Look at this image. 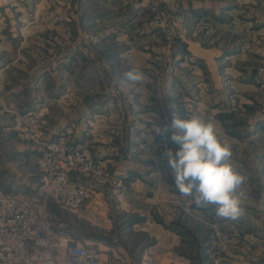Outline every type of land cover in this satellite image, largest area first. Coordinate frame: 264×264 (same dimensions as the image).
Returning a JSON list of instances; mask_svg holds the SVG:
<instances>
[{"label":"rangeland","instance_id":"1","mask_svg":"<svg viewBox=\"0 0 264 264\" xmlns=\"http://www.w3.org/2000/svg\"><path fill=\"white\" fill-rule=\"evenodd\" d=\"M167 1L181 18L180 34L174 40L161 32L148 1L143 11L127 15L134 16L131 25L111 37H99L101 29L111 31L118 20L105 17L98 25L89 23L101 18L100 9H110L103 0H0V186L27 193L38 204L44 194L36 161L39 144L19 136L10 114L14 110L9 106L5 110L3 102H43L42 107L48 108L47 130L52 121L62 122L82 96L95 106L87 118L90 128L83 131L92 140L112 130L117 117H130L135 131V117L143 120L152 133L158 124L168 128L173 113L181 119L198 115L214 122L218 136L231 146V162L238 172L242 163L250 161L262 167L259 177L248 180L259 195L253 201L241 200L243 215L237 221L217 217L215 223L229 240L221 241L214 232V261L231 242L250 246L264 263V244L256 241L264 243V0ZM125 31L126 36L117 38ZM132 69L144 73L143 82L123 79V73ZM210 114L213 120L208 119ZM163 132L160 143L137 139V150L144 152L138 153L146 155L145 162L170 169L162 158L166 150L175 152L179 146L170 130ZM58 135L51 139L67 144V134ZM96 143L91 141L92 146ZM103 166L102 180L110 178ZM176 205L179 212L195 214L189 200ZM48 207L61 229H78L72 221L74 211L52 201ZM209 209L215 213L214 207ZM222 224L234 227L231 235ZM252 226H258L257 231Z\"/></svg>","mask_w":264,"mask_h":264},{"label":"crops","instance_id":"2","mask_svg":"<svg viewBox=\"0 0 264 264\" xmlns=\"http://www.w3.org/2000/svg\"><path fill=\"white\" fill-rule=\"evenodd\" d=\"M145 2L147 0H103V3H108L110 9H100L99 11L103 13L101 18L97 17L89 23L98 25L105 17L117 18L118 20L112 24L111 31L101 29L98 34L99 37H111L112 32L122 30L124 26L133 23L134 16L127 15L136 14L138 9L143 11ZM103 3L98 2L100 5ZM127 33L125 31L117 38L126 36ZM79 53L78 51L76 56ZM199 57L207 63L204 55ZM78 99L70 109L69 115L62 117V122H51L46 130V138H55L62 132L70 138L67 142L69 146L88 143L110 172V178L103 180L82 175L74 177L79 183L91 186L95 193L91 200L73 212L72 221L78 223V229L76 231L74 228L65 229L84 242L97 244L101 250L102 264H264L256 257L252 248H247L250 246L231 242L226 251L217 254L220 258L219 263L214 261L216 236L212 224L217 219L216 214L211 209L196 208L193 216L187 215L183 210L179 212L176 204L181 201L185 203L191 198L184 197L178 192L172 176L167 178V175H170L168 171H171L167 166H152V162L149 164L148 161H144L146 155L138 153L143 151L137 150L140 149L137 146V139L147 141L151 139V142L158 139L159 142L162 137L155 131L149 133L150 129L145 127L143 120L135 117L137 128L135 131L131 128L130 117L123 116L120 119L116 116L112 130L107 133L101 132L98 136L94 135L92 140L91 137H87L88 132L85 135L83 131L85 126L90 128L87 118L95 106L84 102L86 100L82 96H78ZM31 100L33 99L26 102H3L4 109L6 110L8 106L13 109L10 114L14 117L16 114L45 105L43 102ZM118 106L119 103L116 110ZM46 109L48 111V108ZM157 126L166 129L162 124ZM153 133L155 135H152ZM91 141L97 143L92 146ZM162 149L164 148L160 147L161 151ZM261 169L257 162L241 164L240 173L248 177L246 183L237 189L242 201H253L258 198L259 194L251 188L255 186L248 185V180L254 176L259 177ZM159 198L161 203L156 204ZM66 224L69 226L68 220ZM222 225L225 232L231 235L230 232H233L231 229L234 227L229 224ZM252 227L257 231L258 226ZM256 241L264 244L263 240Z\"/></svg>","mask_w":264,"mask_h":264},{"label":"built area","instance_id":"3","mask_svg":"<svg viewBox=\"0 0 264 264\" xmlns=\"http://www.w3.org/2000/svg\"><path fill=\"white\" fill-rule=\"evenodd\" d=\"M147 1L161 32L168 39H176L181 18L173 13L167 0ZM47 113L46 108L39 107L14 116L19 136L39 144L36 161L44 194L38 204L27 193L0 186V264H102L99 246L61 229L48 206L52 201L65 210H79L94 197L95 190L74 177L101 180L104 166L87 145L70 147L63 140L46 138ZM214 118V114L208 116L209 120ZM212 226L221 241L229 240L218 223Z\"/></svg>","mask_w":264,"mask_h":264},{"label":"clouds","instance_id":"4","mask_svg":"<svg viewBox=\"0 0 264 264\" xmlns=\"http://www.w3.org/2000/svg\"><path fill=\"white\" fill-rule=\"evenodd\" d=\"M123 79L139 83L145 75L132 69L123 73ZM154 130L158 134L170 130L172 141L179 146L175 152L166 150L162 158L178 192L190 197V203L198 210L214 207L221 220L237 221L244 211L237 189L248 177L233 166L231 146L218 136L214 122L198 115L181 119L173 113L168 128L154 126Z\"/></svg>","mask_w":264,"mask_h":264}]
</instances>
